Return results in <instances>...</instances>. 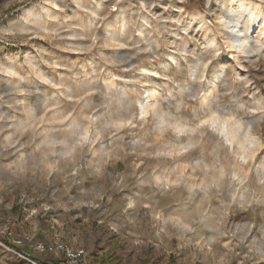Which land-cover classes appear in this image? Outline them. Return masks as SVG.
<instances>
[{
	"label": "rangeland",
	"instance_id": "374dc122",
	"mask_svg": "<svg viewBox=\"0 0 264 264\" xmlns=\"http://www.w3.org/2000/svg\"><path fill=\"white\" fill-rule=\"evenodd\" d=\"M226 1L0 0V233L81 264H264V34L230 49Z\"/></svg>",
	"mask_w": 264,
	"mask_h": 264
},
{
	"label": "bare ground",
	"instance_id": "6f19581e",
	"mask_svg": "<svg viewBox=\"0 0 264 264\" xmlns=\"http://www.w3.org/2000/svg\"><path fill=\"white\" fill-rule=\"evenodd\" d=\"M255 3L256 5L258 4L257 1H255ZM224 6L225 14L222 17H219V22L222 27L231 33V36L227 40L229 48L239 53H246L247 49L253 46L255 41L251 32L256 29V31L258 30L262 32L261 35L264 34V14L261 10L253 9L250 0H227ZM213 89L214 86H210L208 91H213ZM208 98L209 96L207 94L202 96L203 101H206ZM148 107L149 102L141 104L140 114L142 117L148 113ZM210 112L211 113L206 121L220 133L233 152L236 151L234 149L235 147L238 148L240 151V158L245 162L246 160L253 158L258 142L257 139L251 135L249 129L243 128L241 123H239L233 116L224 117L221 113L214 111ZM237 177H239V174ZM188 187L190 186L188 185Z\"/></svg>",
	"mask_w": 264,
	"mask_h": 264
},
{
	"label": "built area",
	"instance_id": "2783aa9c",
	"mask_svg": "<svg viewBox=\"0 0 264 264\" xmlns=\"http://www.w3.org/2000/svg\"><path fill=\"white\" fill-rule=\"evenodd\" d=\"M5 236L11 237L12 232L8 229L4 231ZM13 243L17 246H23L27 244L29 249L36 253H49L52 255L60 256L63 258L65 264H81L85 258V251L82 249H73L69 245L61 242L60 240H53L51 242H42L36 240L32 236H20L17 235L14 238ZM0 248L9 249L8 246L0 241Z\"/></svg>",
	"mask_w": 264,
	"mask_h": 264
},
{
	"label": "crops",
	"instance_id": "0c3cea01",
	"mask_svg": "<svg viewBox=\"0 0 264 264\" xmlns=\"http://www.w3.org/2000/svg\"><path fill=\"white\" fill-rule=\"evenodd\" d=\"M17 235L32 236V235H26V234L17 233L16 231H12L11 237L7 238L2 232V233H0V241L3 244H5L6 246H8L9 249H3V248H0V249H3L6 252L12 253L17 258H20L21 260H23V262H27L29 264H62V263L56 262V260H57L56 255H52L49 253L41 254V253L33 252L29 249V246L27 244H24L23 246L15 245L13 243V241ZM36 240H38V239H36ZM38 241H40V240H38ZM42 242H44V241H42Z\"/></svg>",
	"mask_w": 264,
	"mask_h": 264
}]
</instances>
